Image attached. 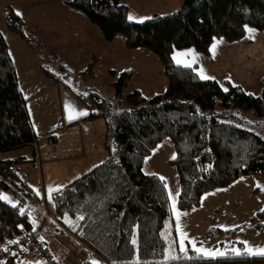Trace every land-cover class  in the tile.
Instances as JSON below:
<instances>
[{"label":"trees","instance_id":"16d2710c","mask_svg":"<svg viewBox=\"0 0 264 264\" xmlns=\"http://www.w3.org/2000/svg\"><path fill=\"white\" fill-rule=\"evenodd\" d=\"M61 1L86 16L105 41L122 35L127 48L154 53L168 78L163 94L147 101L138 90L125 95L132 72L125 71L112 87L115 99L124 102L127 110L110 112V103L91 93L79 96L88 113L64 125L105 121V160L52 192L60 227L94 256L84 264H129L137 257L141 264H264V257L243 251L214 259L198 257L190 249L187 256L181 253L166 183L143 170L158 144L170 138L175 159L169 163L178 172L182 211L199 206L206 193L264 173V139L242 126L247 112L264 119V78L260 94L253 95L228 81L222 86L202 80L195 68L177 65L172 58L175 51L185 49L208 55L215 39L235 42L245 37L247 28L264 30V0H183L178 10L140 24L129 20L121 0ZM3 8L7 32L28 45L39 41L12 6L6 3ZM97 63L96 58L89 62L90 76ZM27 101L0 36V155L36 143ZM49 140L55 143L56 135ZM33 150L31 160L25 156L0 159V192H10L15 200L12 204L0 199V255L5 256L1 264H36L9 253L13 240L37 227L38 210L43 207L39 191L28 184L22 171V164L36 163L37 149ZM263 216L254 217L261 231L264 224L257 219ZM170 247L179 259H167Z\"/></svg>","mask_w":264,"mask_h":264},{"label":"rangeland","instance_id":"374dc122","mask_svg":"<svg viewBox=\"0 0 264 264\" xmlns=\"http://www.w3.org/2000/svg\"><path fill=\"white\" fill-rule=\"evenodd\" d=\"M11 1L22 13L27 26L37 32L39 36L36 33L35 36L42 40L34 43V39H31L32 45H28L16 34L9 33L6 41L7 51L20 73V86L32 92L28 97L27 107L32 117L39 151L41 149V156L36 157L37 163L26 162L22 164V170L27 181L43 198V207L39 208L43 216L63 231L54 215L55 203L52 197L53 190L59 187H51L59 183L64 175L79 176L102 163L107 157L103 119L64 127L67 123L85 116L80 113L89 111L79 96L98 94L110 103L109 111L117 113L127 110L124 102L115 99L112 87L123 72L132 71L125 95L140 90L147 101L153 96L163 94L168 78L163 73L161 60L154 53L142 48H127L122 35H118L111 42L104 41L97 27L89 24L95 29L92 30L87 25L86 21L89 20L86 16L67 10L61 0L57 4L49 0ZM182 1L121 0V4L127 6L128 18L132 17L129 20L140 24L154 15H166L178 10ZM5 4L6 2L0 0V20H3ZM1 30L3 34L6 32L4 28ZM33 54L37 60L30 63ZM93 58L98 59L96 66L100 65L98 69L94 68L98 73L90 76L88 65ZM41 65L51 77H47L46 72L40 69ZM51 84L54 85L51 87ZM44 86L50 88L42 93ZM242 126L253 130L264 139V119L256 117L254 112L245 113ZM53 134L57 137V146L49 140V136ZM64 155L66 157L63 158ZM8 156L0 155V159ZM173 157L174 145L170 138H165L146 159L143 170L147 174L164 177L168 195L169 192L172 193L169 201L178 247L177 214L182 231L197 242V247L227 250L224 256L233 254V247L244 252L245 244L242 241L252 248L264 247V231L255 227L254 218L258 213H264V173L241 177L224 188L206 193L199 206L191 211H182L178 207V172L169 163ZM64 180L61 188L68 182ZM173 199L176 202L175 212L172 207ZM257 221L264 224V216ZM39 233L42 235L40 228ZM185 244L192 250L187 241ZM27 260L36 263L32 257Z\"/></svg>","mask_w":264,"mask_h":264},{"label":"crops","instance_id":"0c3cea01","mask_svg":"<svg viewBox=\"0 0 264 264\" xmlns=\"http://www.w3.org/2000/svg\"><path fill=\"white\" fill-rule=\"evenodd\" d=\"M3 1L9 4L10 6H12L16 12L19 11L14 6L11 0H3ZM49 1L54 2L55 4L59 2V0H49ZM65 6L67 10L72 12L75 11L70 7H68L66 4ZM67 10L65 11L70 13ZM21 18L23 19V15H21ZM0 21L2 22V23L0 22V36H2L7 46L6 41L8 40L10 34L6 30H5L6 32H4L3 34L1 28H4V24H3V20ZM86 22L87 25L90 28H92V30H95L93 27L89 25L91 24L89 21ZM255 30L256 29L253 28H247L245 37L235 42H228L225 39H220V38L215 39L210 46V51L208 55H203L201 53H198L194 49L175 51L172 55L173 61L175 62V64L183 67L195 68V71L197 72L200 78H201V74L211 77L210 79L201 78L202 80H215L218 83H220L222 86H224L225 82L228 81L235 86H240L247 93L253 95H259L261 92V80L264 78V30H257V31ZM32 32L38 35L37 32L34 31ZM38 40L40 42L42 41L40 38ZM36 60L37 58L33 54L32 61L30 63L32 62L35 63ZM99 65L100 64H98V66H96L95 68L98 69ZM40 69L43 72L45 71L42 65ZM95 72L98 73V70H95L94 73ZM15 73H16V81L19 90L22 92V94L25 97L28 98L32 94V92L20 86L19 84L20 73L18 72L17 67L15 68ZM45 74L47 75V77L49 76L47 73ZM45 87L47 86H44V88ZM44 88L42 89L43 90L42 93L45 92L47 89ZM138 91L141 93L140 90ZM27 105H28V101H27ZM29 115L32 121L30 112ZM32 126L34 129L33 122H32ZM36 145H37V155L41 156V149L39 151V146L37 141H36ZM54 145L57 146L56 143H54ZM33 151H34L33 148L26 147L22 150H15L5 155H9L8 157L25 156L27 160H31L33 158ZM55 152H57V147H55ZM64 157H66V155H64L63 158ZM23 174L25 180L27 181L24 172ZM76 175L75 176L64 175L63 179H65L64 180L65 182L67 181L69 182L74 177H77ZM41 177H42V185L44 186L43 175H41ZM62 180H60L59 183H56L55 186H52L51 189H55L56 187H59L58 189H60L61 188L60 186L62 185L61 184ZM28 184L30 183L28 182ZM54 191L55 190H53V192ZM0 194L1 196L7 197V200L10 203L13 204L15 202L10 192H0ZM45 207L47 209L46 205ZM38 213L40 214L36 217V225L41 230L42 244L46 245L50 249V251L55 256V259L58 264H84L86 261L93 260L94 256L88 248L79 244L69 234L61 231L49 219L43 216V213H41L40 209L38 210ZM29 257H32V255H29ZM33 259L34 262H36L37 264L36 258Z\"/></svg>","mask_w":264,"mask_h":264},{"label":"snow or ice","instance_id":"6c2138e0","mask_svg":"<svg viewBox=\"0 0 264 264\" xmlns=\"http://www.w3.org/2000/svg\"><path fill=\"white\" fill-rule=\"evenodd\" d=\"M16 15L17 16H21L22 13H20L19 11H17L16 12ZM129 19H132V17H129ZM174 59H175V57H174ZM201 78L202 79H210L211 77H208V76H205V75L201 74ZM86 114L87 113H80V115H86ZM69 118L71 119V117H69ZM173 159H175V157H173ZM160 179L163 181L164 180V177H160ZM165 187H167L166 184H165ZM56 190L58 191L59 189H56ZM49 191L51 192L52 190L50 189ZM169 197L172 198V193L171 192H169ZM49 198H51V197H49ZM0 199L7 200V197L0 196ZM175 203H176L175 202V199H173V201H172V207H173V211L174 212H175ZM13 206H15V205H13ZM262 211H264V209H262ZM80 219H83V217H80ZM176 231L179 234V251L181 253H184L185 256H187V252H188V248L186 247L185 241H187V243L191 245L192 251H194L195 253H197L198 257H201V258H212V259H214L217 256H224L226 254V251L227 250L220 251V250H214V249H205L203 247H197V242L195 240L189 238L187 236V234L182 231V229L180 227V224H179V214H177ZM131 243L133 245H136L137 241L135 239H133L131 241ZM175 243H176V241H172V244H175ZM241 243H244L245 244L244 254L252 255V256H262V257H264V247H262V248H252V247H249L247 245V242H243L242 241ZM5 251H7V249H5ZM231 252L234 255H237V256H239V255L242 254L240 249H237V248H234V247L231 249ZM167 259L168 260H176V259H179V257L172 255V253H171V247H170V250H169ZM93 264H97V262H93ZM129 264H141V261L137 257V259L135 261L129 262ZM145 264H146V262H145ZM166 264H167V262H166Z\"/></svg>","mask_w":264,"mask_h":264},{"label":"built area","instance_id":"2783aa9c","mask_svg":"<svg viewBox=\"0 0 264 264\" xmlns=\"http://www.w3.org/2000/svg\"><path fill=\"white\" fill-rule=\"evenodd\" d=\"M32 148L37 149L36 143L33 144ZM9 253L19 255L22 261H27L29 255H32L38 264H58L50 249L42 244L38 227L30 229L13 240ZM4 259L5 256L0 255V264Z\"/></svg>","mask_w":264,"mask_h":264}]
</instances>
